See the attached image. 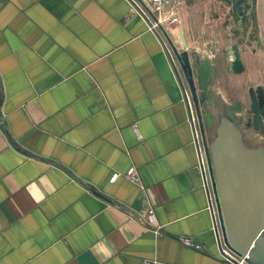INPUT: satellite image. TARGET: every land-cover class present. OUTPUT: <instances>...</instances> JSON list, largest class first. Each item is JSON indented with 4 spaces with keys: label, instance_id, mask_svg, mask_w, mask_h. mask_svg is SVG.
<instances>
[{
    "label": "crops",
    "instance_id": "obj_1",
    "mask_svg": "<svg viewBox=\"0 0 264 264\" xmlns=\"http://www.w3.org/2000/svg\"><path fill=\"white\" fill-rule=\"evenodd\" d=\"M182 31L169 29L179 47ZM210 36L187 45L211 59L225 110L264 87L250 72L258 51L238 45L235 71L234 45ZM184 86L127 0H0V264H226Z\"/></svg>",
    "mask_w": 264,
    "mask_h": 264
},
{
    "label": "water",
    "instance_id": "obj_2",
    "mask_svg": "<svg viewBox=\"0 0 264 264\" xmlns=\"http://www.w3.org/2000/svg\"><path fill=\"white\" fill-rule=\"evenodd\" d=\"M244 0L235 4L244 16ZM233 69L243 68L238 45L233 46ZM175 52L192 94L209 158L213 186L225 241L235 252L248 255V264H264V144L246 142L244 126L264 135V87H251L246 102L224 110L209 87L215 71L211 59L196 49ZM220 114L216 121V116ZM209 130H214L212 137Z\"/></svg>",
    "mask_w": 264,
    "mask_h": 264
},
{
    "label": "built area",
    "instance_id": "obj_3",
    "mask_svg": "<svg viewBox=\"0 0 264 264\" xmlns=\"http://www.w3.org/2000/svg\"><path fill=\"white\" fill-rule=\"evenodd\" d=\"M131 5L132 9L148 24L152 31H155L161 41L164 49L169 56L172 63L177 65L179 63L175 47L182 50L174 42L172 36L169 33V29L179 28L181 25V15H180V0H127ZM180 65V63H179ZM181 68V66H180ZM183 72V71H182ZM185 101L188 105L190 122L193 128L194 143L196 145L197 155H198V166L202 176V186L206 193L208 209L212 215V229L215 233L218 248L220 252V257L222 261L226 264H248V255H241L231 249L224 238L222 223L219 216L218 205L216 200V195L213 186L212 173L209 163V158L206 150V145L203 139V135L200 128L199 118L197 111L193 102L192 94L190 92L189 86L186 82L184 86ZM122 173L115 172L110 178V182L116 181ZM130 179L138 180V173L135 167H130L125 173ZM146 225L148 227L156 228V232H159L161 226L158 223L156 212L154 207H150L143 217ZM181 241L184 245L200 249L201 246L195 242L194 239L188 236L181 237ZM143 264H155L152 261H145Z\"/></svg>",
    "mask_w": 264,
    "mask_h": 264
},
{
    "label": "rangeland",
    "instance_id": "obj_4",
    "mask_svg": "<svg viewBox=\"0 0 264 264\" xmlns=\"http://www.w3.org/2000/svg\"><path fill=\"white\" fill-rule=\"evenodd\" d=\"M237 1L181 0L183 36L186 42L202 43L200 36L208 39L211 33L228 46L241 45L243 50L253 46L258 54L253 55L251 76L264 83V1L244 0V16L235 8Z\"/></svg>",
    "mask_w": 264,
    "mask_h": 264
},
{
    "label": "flooded vegetation",
    "instance_id": "obj_5",
    "mask_svg": "<svg viewBox=\"0 0 264 264\" xmlns=\"http://www.w3.org/2000/svg\"><path fill=\"white\" fill-rule=\"evenodd\" d=\"M244 127H245V126H244ZM213 134H214V130H209L208 135H209L210 137H212ZM262 137H263V140H262L261 143L264 144V135H262ZM245 139H246V142L249 144V142L247 141V140H248V137H247L246 133H245ZM249 145H251V146H255V145H252V144H249Z\"/></svg>",
    "mask_w": 264,
    "mask_h": 264
}]
</instances>
